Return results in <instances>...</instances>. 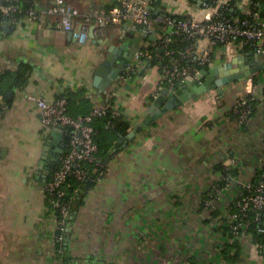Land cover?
<instances>
[{
    "label": "crops",
    "instance_id": "obj_1",
    "mask_svg": "<svg viewBox=\"0 0 264 264\" xmlns=\"http://www.w3.org/2000/svg\"><path fill=\"white\" fill-rule=\"evenodd\" d=\"M66 1L83 14L116 4V0ZM155 1L156 10L177 18L204 21L211 15L195 0ZM36 2L46 9L55 0ZM249 5V0L237 4L244 14L250 12ZM5 21L0 20V33ZM11 26L12 32L0 39V68L7 73L0 98L5 109L0 120V264H59L62 259L56 218L44 188L59 166L51 164L50 154L65 146V155L69 133L44 132L37 105L28 97L52 101L79 92L70 114L80 116L105 105L115 87L114 102L131 127L120 152L100 155L102 175L92 176V187L75 195L63 264H264L249 238L240 243L237 262L227 259L230 252L224 253L232 245L226 209L243 184L257 181L264 172V71L251 78L258 79L259 96L243 126L231 118V111L249 92L246 81L227 86L222 93L202 94L141 129L153 100L162 88H170L160 83L161 64L139 66L128 80L120 79L102 94L92 83L103 61L99 52L105 48L93 44L92 27L82 43L56 29L51 18L40 25L21 20ZM137 26L111 24L104 33L113 46H123L127 52L134 42L142 51H153L156 43L144 41ZM167 31H157V37ZM208 45L201 41L199 49ZM253 50L234 43L218 47L208 69L247 58ZM22 70L29 72V80L18 87L14 80ZM47 141L49 163H41ZM228 176L233 179L229 189L215 194L211 206H206L207 194L220 183L226 186Z\"/></svg>",
    "mask_w": 264,
    "mask_h": 264
},
{
    "label": "built area",
    "instance_id": "obj_2",
    "mask_svg": "<svg viewBox=\"0 0 264 264\" xmlns=\"http://www.w3.org/2000/svg\"><path fill=\"white\" fill-rule=\"evenodd\" d=\"M231 1L210 0L205 3V8L211 11V15L204 21L192 16L185 17L184 20H174L170 16L163 19L162 22L166 24L168 31L159 38V49L164 50L160 55V83L175 88L186 81L195 80L200 72L198 65L210 66L215 50L233 43L251 46L264 57V20L259 13L252 12L244 19L229 18L227 12L234 11ZM153 4L154 0H116V4L110 9H91L83 14L66 0H55L46 9L39 8L36 0H0V18L11 20L14 24L22 20L34 25H40L47 18H51L56 29L71 33L84 43L91 27L96 28V34L103 33L104 28L111 24H136L147 27L150 32H157L149 9ZM204 40L209 45L200 50L199 44ZM186 42L189 44L174 48L175 45ZM156 59L158 58L152 53L142 51L128 64L122 81L128 80L139 66L152 63ZM4 74L5 70L0 68V82ZM246 82L250 88L249 92L236 101L231 111V118L241 126L251 118L259 96L253 79ZM117 89L115 87L108 93L109 99L105 105L95 106L89 114L80 116L70 114L66 98L51 101L32 95L28 97V100L37 105L44 132L62 126L68 130L70 136L67 152L61 157L59 166L44 188V196L52 206V213L56 218L57 243L64 244L66 241L70 226L67 219L72 212V201L65 200L64 187L71 178L78 181L88 179L91 172L88 166L100 167V148L96 142L98 132L94 126L95 122L105 118L110 110L114 119L123 116L120 106L114 102L118 94ZM4 111L5 109L0 107V120ZM110 126L111 122L108 123V127ZM225 182L226 186L218 185L210 190L205 198L206 206H211L215 194L228 190L233 179L228 176ZM226 219L232 243H241L247 238L251 239L253 244L258 242L256 247L264 260V242H259L258 239L264 237V173L259 175L257 181L242 185L241 191L226 209ZM58 254L62 258L59 264H63L64 251L58 250Z\"/></svg>",
    "mask_w": 264,
    "mask_h": 264
},
{
    "label": "water",
    "instance_id": "obj_3",
    "mask_svg": "<svg viewBox=\"0 0 264 264\" xmlns=\"http://www.w3.org/2000/svg\"><path fill=\"white\" fill-rule=\"evenodd\" d=\"M200 4H205L210 0H195ZM152 12V19L154 21H163L165 17L170 16L174 18V15L163 13L160 10H156L154 7L149 8ZM12 21L6 20L4 27L0 33V39L6 38L12 32ZM144 35V41L150 40L158 42L157 32L150 30L147 27L137 26ZM73 36V34H72ZM97 37V40L95 37ZM91 37L94 39L93 44L98 47H104V50L99 52V58L103 59L101 65L94 71L93 86L105 94L113 86V84L119 81L124 75L128 64L133 61L141 52L142 49L138 47V44L134 42L129 52L125 51V47L113 46L110 39L106 37V34H96V28L92 27ZM163 49H159L158 53L163 54ZM246 68L241 69L243 64H247ZM264 71V60L254 49L249 57L235 60L230 64H223L220 66H214L200 70L195 80L186 81L180 84L177 88H162L158 96L151 103L148 114L149 118L145 124L141 126V129H147V127L155 123L158 119L162 118L165 114L176 108L182 107L186 102L193 99H198L200 95L209 93L216 90L222 93L223 88L232 84L246 81ZM206 78V81H205ZM55 132L66 131V128L59 126L54 129ZM136 135V131L129 135V140H132ZM56 136V133L53 134ZM70 142V136H67L65 143ZM50 142L47 141L45 146L42 147L40 154L41 163H49L47 160V153L50 152ZM61 150L53 149V153L50 154V159L53 157L51 164L56 167L60 163L61 157L64 155L65 146H60ZM70 227V226H69ZM67 246V243L65 244Z\"/></svg>",
    "mask_w": 264,
    "mask_h": 264
},
{
    "label": "trees",
    "instance_id": "obj_4",
    "mask_svg": "<svg viewBox=\"0 0 264 264\" xmlns=\"http://www.w3.org/2000/svg\"><path fill=\"white\" fill-rule=\"evenodd\" d=\"M212 1V0H211ZM251 1V4L249 5V8H250V12L252 13H259L260 14V17L264 20V0H250ZM232 4L234 5V11H228L227 12V15L229 18L233 19V18H238V19H244L247 17V14H244L237 6L239 0H232L231 1ZM156 6V1L154 0V4H153V7ZM174 20H184L185 17H174L173 18ZM0 20H2L0 18ZM155 26H156V29L158 31H161V33H164L168 27L166 26L165 23L161 22V23H158L156 22L155 23ZM189 43L186 42V43H180L179 45H175L174 48H179V47H182V46H185V45H188ZM160 47V44H159V41L156 42V45H155V48L153 51L151 50H144L145 52H149V53H152L153 55H155L158 59H156L154 62H152L151 64L153 65H160L161 64V61H160V55H158L157 53V50L159 49ZM246 47H251V46H246ZM199 69L202 70V69H206L208 68L209 66H199ZM28 71H20L18 73V75L16 76L15 80H14V85L18 86V87H21V86H25L27 83H28ZM7 76V73L5 72V74L2 76V79L4 77ZM2 81V80H1ZM257 81L258 79L255 77L253 79V82L254 84L256 85L257 84ZM164 86H167L169 87V85L167 84H164ZM179 85H177L175 88H177ZM0 88H1V82H0ZM1 91H2V94H3V90L1 88ZM81 93H73V92H68L66 93L63 97H60V98H66L69 102V112H70V106H72L73 103H75L77 101V99L79 100L80 99V95ZM92 111V110H91ZM90 111V112H91ZM90 112H87L85 113L86 114H89ZM111 122V126L108 127V123ZM98 134L96 136V142L97 144L99 145V148H100V153H99V156L102 154V155H108V154H111L113 152L115 153H118L121 151L122 149V146H123V140L126 139L127 135H128V131L130 129V124H128L125 120H124V117L122 116L121 118L119 119H114L112 118V114H111V110L109 112V114L105 117V118H101V119H98L96 121V124H94ZM89 170L91 171L90 172V176L88 179L84 180V181H78L76 179H73L71 178L67 185L64 187V190H65V193H66V196H65V200L66 201H72V210H73V207L75 205V195L77 192H82V191H86L87 189H89L91 186V178L92 176H94L96 179L98 177H100V174L102 172L101 168L98 167H93V166H88ZM97 170V173L96 175H93V170ZM264 173V172H262ZM261 173V174H262ZM94 178V179H95ZM95 179V180H96ZM224 184H221L220 183V186L223 187ZM48 203V202H47ZM51 211H52V206L50 205V203H48ZM72 214V212H71ZM71 216V215H70ZM67 222L70 223V217L67 219ZM254 232V231H253ZM228 233H229V229H228ZM255 234V232L253 233ZM256 235V234H255ZM229 237L231 239V234L229 233ZM260 239L259 242H264V237H261V238H258ZM258 241V240H257ZM258 242L254 243V245H256ZM58 244V250H63L65 249L64 247V244L62 243H57ZM240 243L238 242H233L231 246H229L227 248V250L224 251L225 254H227L228 252H230L229 256L227 257V259L232 262V263H235L239 260V256H240ZM234 250L236 251L235 253ZM65 253V252H64ZM64 260V258H63ZM65 263V261H63Z\"/></svg>",
    "mask_w": 264,
    "mask_h": 264
}]
</instances>
